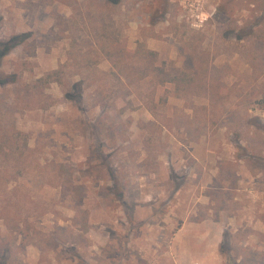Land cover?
Listing matches in <instances>:
<instances>
[{"label":"rangeland","instance_id":"obj_1","mask_svg":"<svg viewBox=\"0 0 264 264\" xmlns=\"http://www.w3.org/2000/svg\"><path fill=\"white\" fill-rule=\"evenodd\" d=\"M0 80V264H264V0H0Z\"/></svg>","mask_w":264,"mask_h":264},{"label":"crops","instance_id":"obj_2","mask_svg":"<svg viewBox=\"0 0 264 264\" xmlns=\"http://www.w3.org/2000/svg\"><path fill=\"white\" fill-rule=\"evenodd\" d=\"M203 146H205V145H203ZM224 146L226 148L228 147V145H224ZM207 151L209 152L208 154H210V156H208V157H211V155L213 154L212 148H209ZM201 158L204 159L205 156L196 157L197 162L205 163L206 160L204 159L202 161ZM225 159L226 158L219 159V160L223 162ZM242 162L243 161L240 160V163H242ZM216 169L218 170L217 172L219 174L221 168L219 166H217ZM217 172L214 173V176L217 175ZM215 178H217V177L212 178V180ZM209 182H210V184H212L213 181H209ZM206 197L208 198L207 202L203 201L202 194H200V197L198 198V201L196 204H202V205L213 204L212 200L210 199V196L208 195ZM236 199L237 198H235L234 200H236ZM209 211H212V210L210 209ZM197 212H198V209H197ZM193 214H194V212H193ZM212 214H216V216H218L220 213H211V214H209V216H212ZM195 217H197V215H195ZM233 218H235L233 215H225L224 214L223 220H222V218H209L208 219L207 217L203 220H199L196 218H194L193 220L186 219L181 223V226L178 229V232H176V236L174 237L172 244H174L173 246L174 247L176 246L180 250H182L184 247H187L190 250L191 259H189L187 261L188 264L189 263H191V264H193V263H196V264H219L217 261L218 260L217 258H219V257L216 254V252L215 251L210 252V250H207V249H209L210 247H217L218 246L217 242H218V239L221 238V236H220L221 231L225 230L226 226L228 227V226L232 225ZM247 223H245L246 226H249V223L248 224ZM263 225H264V223H263ZM180 238H181V240H180ZM219 242H220V239H219ZM194 248L195 249L199 248L201 250V252L200 251L197 252V254H199V255L196 256V251L193 250ZM193 255H194V257H193ZM178 259L180 260L179 257H178ZM181 261L182 260H180V261L177 260L178 264L181 263Z\"/></svg>","mask_w":264,"mask_h":264},{"label":"trees","instance_id":"obj_3","mask_svg":"<svg viewBox=\"0 0 264 264\" xmlns=\"http://www.w3.org/2000/svg\"><path fill=\"white\" fill-rule=\"evenodd\" d=\"M12 42H13V41H12ZM12 42L9 41L7 44H5L6 51H9V50L11 49V47H12ZM3 83H5V81H4V80H0V84H3ZM67 97H69V95H68ZM70 98H71V97H70Z\"/></svg>","mask_w":264,"mask_h":264},{"label":"built area","instance_id":"obj_4","mask_svg":"<svg viewBox=\"0 0 264 264\" xmlns=\"http://www.w3.org/2000/svg\"><path fill=\"white\" fill-rule=\"evenodd\" d=\"M197 18L199 19V21H200L201 23H203V22L207 19V17H205V18L203 19L200 15H198Z\"/></svg>","mask_w":264,"mask_h":264}]
</instances>
